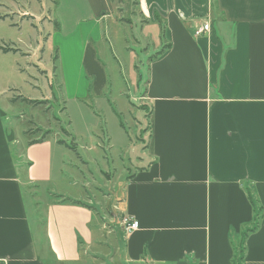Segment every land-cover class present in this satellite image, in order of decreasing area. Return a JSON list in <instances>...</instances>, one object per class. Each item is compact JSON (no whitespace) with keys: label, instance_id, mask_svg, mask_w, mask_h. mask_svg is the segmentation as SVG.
I'll use <instances>...</instances> for the list:
<instances>
[{"label":"crops","instance_id":"1","mask_svg":"<svg viewBox=\"0 0 264 264\" xmlns=\"http://www.w3.org/2000/svg\"><path fill=\"white\" fill-rule=\"evenodd\" d=\"M101 1L99 8L93 4V24L82 10L69 9L68 26L61 22L51 38L62 63V55L72 51L67 62L75 80L61 77L67 100L87 97L83 65L97 78L94 102L105 99L93 43L102 37L99 21L120 23L113 1ZM136 5L143 23L138 29H150L158 39L161 33L163 45L142 82L146 148L120 194L110 196V204L116 203L110 206L122 219L137 221L138 229L128 236L116 230L111 248L105 243L108 232L92 226L91 207L54 198L81 202L79 193L47 191L42 203L34 194L31 205L26 202L25 186L34 190L40 181L32 166L26 168V155L36 152L49 178L52 147L68 148L51 138L28 145L31 140L19 139L16 123L7 126L0 108V264H92L102 257L116 264H236L237 258L240 264H264V0H137ZM203 22L210 30L196 37ZM79 32L82 54L76 58V48L61 43ZM31 49L25 44L20 54L30 57ZM110 113L115 116L113 109ZM63 161L59 154V170ZM88 251L94 253L90 258Z\"/></svg>","mask_w":264,"mask_h":264},{"label":"rangeland","instance_id":"2","mask_svg":"<svg viewBox=\"0 0 264 264\" xmlns=\"http://www.w3.org/2000/svg\"><path fill=\"white\" fill-rule=\"evenodd\" d=\"M110 1L117 9L116 18L120 24L112 19L98 22L102 37L93 43V49L102 71L105 85L101 92L105 99L94 102L97 78L88 65H83L82 70L87 97L82 101L65 98L61 77L66 75L65 80L69 82L76 77L67 62L72 51L67 50V54L62 55V63L59 47L51 44V38L60 32L61 22L68 26L69 9L82 10L83 16H90L92 23L93 4L99 8L102 1L0 0V47L19 51L7 54L0 49V108L5 112L7 126L16 123V133L22 141L37 140L47 133L46 138L63 140L72 149L59 148L61 151L58 152L56 146L52 147L54 159L49 178L48 166L44 165L42 158L34 154L36 152L26 155L32 160L26 158V168L32 166L33 175L40 181L36 182L34 190L29 191L30 188L25 186V201L31 205L34 194L35 201L42 203L47 191H66L68 195L79 193L83 199L81 203L93 210L92 226L108 232L105 243L112 248L116 230L122 228V217L111 207L116 206L115 200L113 205L110 200L120 194L125 178L136 167L135 159L146 148L148 108L142 100V82L149 60L160 52L163 43L161 33L158 39L150 29H138L143 28V23L137 0ZM89 3L92 9L86 13ZM25 44L32 48L30 57L20 54ZM67 45L76 48L75 57L79 58L82 54L80 32L66 44L61 43L62 48ZM22 99L39 104L32 105ZM111 109L115 116L111 115ZM120 121L127 132L119 126ZM14 147L17 150L19 146ZM59 154L64 158L60 170ZM31 211L33 217L36 211ZM111 212L115 213L116 219ZM92 251L87 253L89 258L94 255ZM101 252L109 254L110 251L104 248ZM106 259L93 260L92 264H116L114 260ZM236 264H240L239 258Z\"/></svg>","mask_w":264,"mask_h":264},{"label":"built area","instance_id":"3","mask_svg":"<svg viewBox=\"0 0 264 264\" xmlns=\"http://www.w3.org/2000/svg\"><path fill=\"white\" fill-rule=\"evenodd\" d=\"M209 30H210L209 23L203 22L198 27L195 28L194 35L196 37H199V36L209 32ZM122 229H123L125 235L128 236L138 229V222L125 217L122 219Z\"/></svg>","mask_w":264,"mask_h":264},{"label":"trees","instance_id":"4","mask_svg":"<svg viewBox=\"0 0 264 264\" xmlns=\"http://www.w3.org/2000/svg\"><path fill=\"white\" fill-rule=\"evenodd\" d=\"M0 49L4 52V53H6V52H9V51H15V50H12V49H6V48H1L0 47ZM158 54V53H157ZM156 54V55H157ZM58 57L56 56L55 57V59H57ZM18 98H20V97H18ZM22 101L23 102H26V103H30V104H32V105H37V104H39V102H37V101H31V100H27V99H22ZM120 127H122L123 128V124L121 123V121H120ZM45 134H47V133H44V135H42V137H40L39 139H37V140H31L29 143H28V145H33V144H38V143H40V142H42L45 138H46V135ZM57 144H61V145H64L66 148H68L69 150H72L71 149V147H69V146H67L63 141H57ZM54 198H56L59 202H61V203H70V204H73V205H79V206H85V205H83L81 202H79V201H73V200H70V199H68V198H63V197H61V196H54ZM80 245V244H79Z\"/></svg>","mask_w":264,"mask_h":264}]
</instances>
